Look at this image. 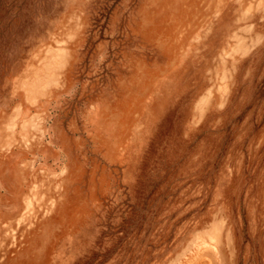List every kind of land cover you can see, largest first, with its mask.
<instances>
[{"label": "rangeland", "instance_id": "obj_1", "mask_svg": "<svg viewBox=\"0 0 264 264\" xmlns=\"http://www.w3.org/2000/svg\"><path fill=\"white\" fill-rule=\"evenodd\" d=\"M0 264H264V0H0Z\"/></svg>", "mask_w": 264, "mask_h": 264}]
</instances>
